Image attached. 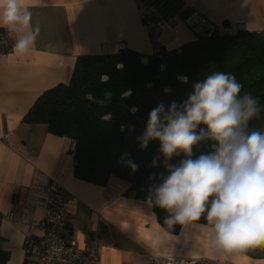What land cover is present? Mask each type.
<instances>
[{"label": "crops", "instance_id": "1", "mask_svg": "<svg viewBox=\"0 0 264 264\" xmlns=\"http://www.w3.org/2000/svg\"><path fill=\"white\" fill-rule=\"evenodd\" d=\"M40 34L25 56L0 57V264H32L43 235L22 222L45 215L44 189L51 183L69 194L70 230L78 243L87 233L99 242V264H145L150 256L193 264H264V256L225 253L210 246L211 233L195 226L166 231L150 203L128 192L125 181L105 185L73 175L74 141L51 133L26 116L37 98L67 84L81 56L113 55L129 50L153 54L142 11L167 25L159 35L165 51L194 42L185 24L192 11L212 24L237 32H264V0H25ZM3 29V28H0ZM13 43L16 33L11 34ZM4 140V141H3Z\"/></svg>", "mask_w": 264, "mask_h": 264}, {"label": "trees", "instance_id": "2", "mask_svg": "<svg viewBox=\"0 0 264 264\" xmlns=\"http://www.w3.org/2000/svg\"><path fill=\"white\" fill-rule=\"evenodd\" d=\"M216 71L235 75L243 85L242 94L258 99L260 115L249 127L264 129V32L245 30L208 40L197 37L177 50L162 49L148 57L129 50L81 56L70 81L40 95L26 121L46 124L51 133L74 141L73 175L77 179L105 185L116 177L127 183L136 199L148 202L153 185L162 183L161 174L168 175L166 165H178L185 158L181 153L165 161L158 140L141 148L137 138L146 129L150 111L161 102L166 109L172 101L182 102L196 81ZM179 77H187V83ZM213 143L205 140L195 145L192 158L213 151ZM125 153L139 165L136 171L121 160ZM151 206L166 231H179L178 224L171 229L164 224L169 215L166 210L154 203ZM198 223L205 221L202 218ZM243 252L264 256V246Z\"/></svg>", "mask_w": 264, "mask_h": 264}, {"label": "clouds", "instance_id": "3", "mask_svg": "<svg viewBox=\"0 0 264 264\" xmlns=\"http://www.w3.org/2000/svg\"><path fill=\"white\" fill-rule=\"evenodd\" d=\"M31 7L25 0H0V28L9 38L16 33L12 50L18 57L35 47L40 34ZM242 88L235 75L213 72L196 81L182 102L153 108L137 138L142 149L158 140L165 161L185 157L166 165L168 175L161 174L148 197L169 213L164 224L208 230L210 246L225 253L264 246V129H250L261 109ZM205 140L214 142L213 151L192 158L193 147ZM127 157L121 160L136 171L139 165ZM202 218L205 223H198Z\"/></svg>", "mask_w": 264, "mask_h": 264}, {"label": "built area", "instance_id": "4", "mask_svg": "<svg viewBox=\"0 0 264 264\" xmlns=\"http://www.w3.org/2000/svg\"><path fill=\"white\" fill-rule=\"evenodd\" d=\"M143 24L147 28L154 54L162 52L159 35L167 23L157 15L142 11ZM198 38L208 40L214 35L227 36L235 32L217 27L197 11H192L184 19ZM0 57H6L13 52V40L5 29H0ZM4 141V140H3ZM45 215L42 220L30 222L27 212L22 210V222L31 230L43 235L41 247L33 250L36 261L32 264H99V242L95 233H87L82 237V244L78 243L75 234L70 230L69 222V194L60 185L51 183L44 189ZM145 264H193L184 259L150 256Z\"/></svg>", "mask_w": 264, "mask_h": 264}, {"label": "water", "instance_id": "5", "mask_svg": "<svg viewBox=\"0 0 264 264\" xmlns=\"http://www.w3.org/2000/svg\"><path fill=\"white\" fill-rule=\"evenodd\" d=\"M110 98V94L109 93H106L105 94V99H109Z\"/></svg>", "mask_w": 264, "mask_h": 264}]
</instances>
